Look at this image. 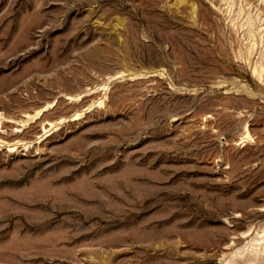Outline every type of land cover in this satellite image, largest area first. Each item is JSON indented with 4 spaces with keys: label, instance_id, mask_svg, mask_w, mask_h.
I'll use <instances>...</instances> for the list:
<instances>
[{
    "label": "rangeland",
    "instance_id": "rangeland-1",
    "mask_svg": "<svg viewBox=\"0 0 264 264\" xmlns=\"http://www.w3.org/2000/svg\"><path fill=\"white\" fill-rule=\"evenodd\" d=\"M0 112V264H264V0H0Z\"/></svg>",
    "mask_w": 264,
    "mask_h": 264
},
{
    "label": "bare ground",
    "instance_id": "bare-ground-1",
    "mask_svg": "<svg viewBox=\"0 0 264 264\" xmlns=\"http://www.w3.org/2000/svg\"><path fill=\"white\" fill-rule=\"evenodd\" d=\"M40 111H41V110H39L37 113L40 114ZM26 114H27V113H26ZM35 114H36V113H35ZM29 115H30V114H29ZM36 115H37V114H36ZM36 115H35V116H36ZM0 118H4V116H2V113H1V112H0ZM49 122H50V121H49ZM3 123H4V122H3ZM3 123H2V124H3ZM51 124H53V123L50 122V125H51ZM5 125H6V123H4V125L0 126V128H3ZM3 137H4V136H3V135L1 134V132H0V139H2Z\"/></svg>",
    "mask_w": 264,
    "mask_h": 264
}]
</instances>
